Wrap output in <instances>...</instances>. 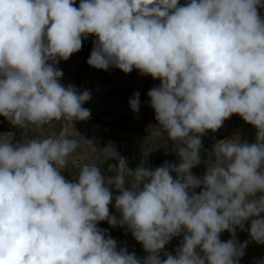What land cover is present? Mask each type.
<instances>
[{
    "label": "clouds",
    "instance_id": "clouds-1",
    "mask_svg": "<svg viewBox=\"0 0 264 264\" xmlns=\"http://www.w3.org/2000/svg\"><path fill=\"white\" fill-rule=\"evenodd\" d=\"M75 2L0 0V116L24 131L20 141L0 135V264H239L248 241L238 243L237 228L250 221L251 240L264 244V0ZM89 35L90 67L159 80L149 105L178 163L130 169L111 142L99 150L80 135L45 134L53 121L91 118L90 92L63 85L55 67ZM128 104L139 112L138 91ZM234 114L255 142L237 132L202 160V137ZM82 145L118 161L107 165L115 175L75 165ZM104 221L126 227L147 255L118 247Z\"/></svg>",
    "mask_w": 264,
    "mask_h": 264
},
{
    "label": "rangeland",
    "instance_id": "rangeland-1",
    "mask_svg": "<svg viewBox=\"0 0 264 264\" xmlns=\"http://www.w3.org/2000/svg\"><path fill=\"white\" fill-rule=\"evenodd\" d=\"M80 0H76V7ZM184 3V0H181ZM95 36L89 35L83 40L82 49L73 54L67 61L61 60L56 68L62 70L63 77L60 82L67 86L75 85L80 92L88 90L91 99L82 106L90 109L91 118L87 121H73L72 126L65 121H53L46 126V135H60L63 131L65 135L80 140V136L92 140L99 150H103L110 142L124 157L130 169H135L141 161H146L149 167L161 166L165 161L178 163V158L172 150L173 142L167 140L155 120L154 110L150 107V98L147 92L152 87L159 85V80H153L150 76H141L137 70L125 74L120 69L109 67L107 71L95 69L87 64V59L93 48ZM140 93V110L133 113L128 101L135 92ZM12 134L14 141H20L24 136V131L11 125L4 117L0 116V135ZM212 134L208 131L202 137L203 151L212 149L215 140L204 141V138ZM32 134L29 133V136ZM80 135V136H79ZM75 165L95 162L100 165L105 176H114L115 171H108L107 165L117 164L118 161H103L97 158L96 154L90 153L86 146H81L71 158ZM197 167L192 171L200 176ZM77 168L70 163L69 173H75ZM67 172L64 173L66 179L73 177ZM199 191V189H197ZM114 204V201H113ZM110 213L119 219L120 214L110 205ZM101 229H107L108 233L117 241L118 247H127L130 252H137V256L143 258L147 255L143 247L132 237L126 227H111L107 221L98 224ZM225 234L221 235V240L226 241ZM183 234L173 237L164 251L160 253V258L165 259L164 252L175 255V250L180 246ZM138 244V246H137ZM138 247L139 250H136ZM143 251V256H142ZM258 254V253H256ZM255 254V255H256ZM264 255V250H263Z\"/></svg>",
    "mask_w": 264,
    "mask_h": 264
},
{
    "label": "crops",
    "instance_id": "crops-1",
    "mask_svg": "<svg viewBox=\"0 0 264 264\" xmlns=\"http://www.w3.org/2000/svg\"><path fill=\"white\" fill-rule=\"evenodd\" d=\"M261 14H264V9H261ZM239 133L242 140H246L248 143H254L255 142V129L245 123L238 115H232L229 119H227L223 126L217 130L215 133L212 132V134L209 137L204 138V141L212 137L215 142L217 140L225 139V138H231L233 134ZM213 148V146H212ZM212 149H207L206 153L202 150L201 156L202 160L207 161L208 160V153L211 152ZM207 167L206 163H201L199 166H197V173L199 175H203L205 169ZM250 226V221L245 222L244 230L241 231L239 228L236 230L237 234V240L238 243L243 244L245 241H248L247 246L244 249V255L239 259V264H264V244H257L255 241L251 240L248 232V228ZM227 237V240L230 238V234L228 232H224ZM134 238L133 236L128 239ZM138 246V244H137ZM136 250H139L138 247H135ZM129 253H132L129 251ZM258 253V254H256ZM137 255V252L135 253ZM256 254V255H255ZM143 256V251H142Z\"/></svg>",
    "mask_w": 264,
    "mask_h": 264
}]
</instances>
